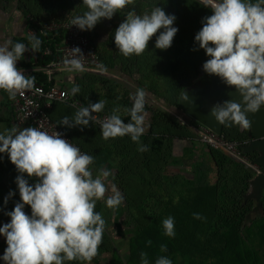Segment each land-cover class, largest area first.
Listing matches in <instances>:
<instances>
[{
    "label": "clouds",
    "instance_id": "obj_1",
    "mask_svg": "<svg viewBox=\"0 0 264 264\" xmlns=\"http://www.w3.org/2000/svg\"><path fill=\"white\" fill-rule=\"evenodd\" d=\"M87 11L72 18L71 26L81 31H90L102 19L111 20L114 14L134 5L135 0H82ZM199 4L210 9L211 14L202 17V27L194 36L198 48L208 57L202 64L203 71L218 77L223 84L235 88L241 101L224 100L211 108V115L225 127L239 126L250 129L252 122L247 113H256L264 106V0H199ZM126 18L114 32V43L124 57L140 56L148 49L155 37V48L167 50L172 46L179 31L174 25L177 17L168 14L160 6L151 11L137 14L128 11ZM27 39L33 50H39L42 41L34 34ZM11 45V48H9ZM72 49L73 57L64 59L61 71L85 72L82 50ZM24 43L13 44L11 39L0 45V90L7 92L9 99L35 87V77L25 75L17 67V61L27 51ZM80 91L78 85L71 89V95ZM147 93L137 88L130 94L133 105L125 111L131 120L125 123L113 109V114L104 120H97L93 113L103 111L105 101L90 102L81 107L72 120L63 117L58 124L67 128L87 127L89 121L101 125L103 139L130 136L139 144L146 134ZM184 101L189 97L184 94ZM178 120L183 123L182 120ZM62 133L49 134L39 127L13 125L0 132V154H6L15 166L19 200L11 210H5L9 200L16 195L12 189L4 197L0 211L10 220L0 225V235L5 237L7 247L0 256L5 264H68L79 261L91 264L99 254L103 243L106 221L95 211L96 203L105 200L108 188L105 180L113 173L101 167L94 178L91 168L94 157L82 153L79 147L68 142ZM140 145L138 151H147ZM3 156H0V160ZM34 178V183L30 179ZM124 202L123 194L113 185L112 195L105 203L110 209H117ZM30 208V213L25 207ZM200 219L198 213L193 214ZM164 234L175 236L174 218L162 221ZM149 245L151 241L147 242ZM162 252L167 251L161 245ZM141 264H149L146 252H141ZM155 264H172L166 256H160Z\"/></svg>",
    "mask_w": 264,
    "mask_h": 264
},
{
    "label": "rangeland",
    "instance_id": "obj_2",
    "mask_svg": "<svg viewBox=\"0 0 264 264\" xmlns=\"http://www.w3.org/2000/svg\"><path fill=\"white\" fill-rule=\"evenodd\" d=\"M150 1L153 3L151 5L153 8L166 0ZM8 6L9 8L20 6L27 15L33 13L51 20L63 19L71 13L81 15L87 11L82 0H0V13ZM197 9L199 10L198 6ZM199 12L202 13L199 20L210 15L205 9ZM124 14L125 9L120 10L111 20L102 19L93 30L89 31L98 45L108 73L57 74L58 84L70 92L75 85H78L80 91L76 94L83 96L86 104L103 100L106 102L103 110L113 113L109 108L117 106H114L110 102L111 99L107 97L109 84H106L105 80L116 79L121 81V85L127 83L134 88L137 85L134 78L138 76L140 78L142 72H148L149 75L156 76L154 87L157 92L147 93V96L151 101L156 100L166 108L160 107L176 120L174 122L177 123V127L186 126V128L175 131L172 127L169 129V126L164 123L162 127H155L152 130L150 125L149 129L155 135L154 140L163 136L161 144L156 145H152L151 137L143 135L140 137L139 144L132 141L130 136L105 140L102 137L101 128L90 121L87 127L68 128L80 145L94 157V163L91 166L93 177L98 175L101 167L113 173V176H109L104 181L108 188L105 200L96 203L95 211L102 214L106 227L103 243L98 250L99 254L91 261V264H141V252L147 253L149 264H155V260L160 256L168 257L172 260V264H175L168 249L167 252L160 250V246L165 243L181 250L176 252L177 255L180 254L177 264H212L214 258L210 256L209 247H207L210 236L203 225L210 213L201 219V223L193 221L187 229L183 227L187 223L178 221L176 216L190 212L193 202L202 198L204 189L217 187L219 190H231L236 187L234 194L228 195L235 196L237 199L241 196L243 204L247 205V208L243 206L248 210L246 223L260 218L264 215V186L259 192L263 206L260 210L243 197L245 181L243 176H240L242 179L238 183L235 174L237 169L240 171L248 169L254 177H258L261 172L263 173L261 165L254 159L255 156L247 154L249 159L260 167L261 171L258 172L248 163L237 160L220 149L208 146L200 140L198 134L192 131L190 124L185 122L184 115L187 113L182 108L184 94H188L194 87L205 85L210 80L216 84L221 83L216 76L208 75L203 71L202 64L208 58L205 52L198 55V63L193 65L187 62L192 56L188 50L180 47L170 53L156 49L155 37H153L148 49L142 55L124 57L114 43L115 29L125 19ZM32 57L35 58V51L32 52ZM171 58L174 59L173 62H170ZM124 68L131 72V78L123 79L119 76L120 72L125 70ZM116 74L122 79L115 77ZM128 90L129 94H132V89L128 88ZM150 100L148 99L147 102L151 103ZM68 109L73 110L57 102L50 108V114L59 122L61 119L57 118L56 114L69 111ZM119 110L121 112L117 114L121 118L127 116L125 109L121 107ZM75 111L77 112L76 109ZM72 114L75 116V112ZM182 134L186 136L182 137ZM141 144L146 145L148 150L138 151ZM8 173L18 174L16 169ZM29 182L34 183V178H31ZM113 185L124 196V202L115 210L108 208L105 203L107 197L112 195ZM14 187L17 189V185ZM16 191L18 192V189ZM221 198L226 200L225 196ZM226 205L229 206L230 202L226 201ZM169 216L174 218V237L164 234L162 221ZM148 241H151L150 245ZM260 242V235L252 241L247 238L246 233H242L241 238L235 237L230 241L227 257L229 256L231 262L264 264V241L262 244ZM256 249H258V256L255 255ZM68 264H82V262L72 261Z\"/></svg>",
    "mask_w": 264,
    "mask_h": 264
},
{
    "label": "trees",
    "instance_id": "obj_3",
    "mask_svg": "<svg viewBox=\"0 0 264 264\" xmlns=\"http://www.w3.org/2000/svg\"><path fill=\"white\" fill-rule=\"evenodd\" d=\"M151 5H153V3H151L150 0H135L134 5H129L125 8V14L123 15V17L126 16L128 11L133 10V8L135 9V12L137 14H143L145 11L150 12L152 9ZM157 6L162 7L166 13L175 14V16L177 17V19L174 22V25L178 27L179 31L174 37L172 46L168 48L166 51L172 53L181 47V49L188 50L192 55L191 58L187 60L188 63L193 65L198 63L197 62L198 55L202 54L204 50L199 49L197 51H193L192 49L194 47L198 48V44L194 41V36L197 33V31L202 27L201 20H199V16H201L202 13L199 12V10L205 9L207 12L211 14L210 9L200 5L199 0H175L174 2H169L168 0H166L164 3L158 4ZM197 6L199 10L197 9ZM30 14L31 16L37 17L41 20H49L44 17L41 18L40 16H37L33 13ZM36 37L41 38L40 35H36ZM27 41L28 40L25 38H15L12 42L13 44H15L18 42L25 43ZM43 48H44V44L41 43L39 50H37L39 59L42 56ZM53 58H54L53 55H45L42 59H40L41 60L40 62H48ZM20 60L23 61L22 58H20ZM173 61L174 59L171 58L170 62ZM124 69L126 71L121 69L122 71L120 72L121 73L120 75L124 79H128L129 77L131 78V74H130L131 72L128 71L127 68ZM34 77L36 80H39L42 83H45L47 85L50 84L48 79L42 73H37L34 75ZM154 78H156V76L149 75L148 72H142L140 78L139 76L138 78L136 77L134 78L136 79L135 82H137L136 87L143 88L146 91V93H155L157 92V90L154 87V85L156 84ZM105 81L106 84H109L108 86L109 89L107 90V97L111 99L110 102L114 106H117V107H111L109 109L111 111L117 108L120 109L121 107L125 110L130 109L133 105V101L130 98V94H129L130 91L128 90V88L132 89L131 91L133 92H136L137 89L129 86L127 83H123L124 85L123 86L120 84L121 81L116 79H106ZM56 82L57 81L54 79L51 84H55ZM72 96L78 99L79 101H81L85 106H88V104H86V102L84 101L85 99L83 96H78L77 94ZM148 99L149 97H146L145 105H147L148 109L152 110V114H153L151 120L152 130H154L155 127H162L164 123L169 126V129L172 127L175 129V131L180 130V128L181 130H184L186 128V126H181L180 128L177 127V123L175 124L174 122L175 119H173L169 114H167V112H165L164 109L160 108L158 104H155L151 100H150L151 103L147 102ZM59 103L64 104V106L67 105L69 106V108L71 107V109L73 110L68 109L69 111L59 112V114H56V117L62 119L63 117L67 116L69 117L70 120H72L74 118L72 113L73 112L76 113L75 109L76 110L78 109L69 103H63V102H59ZM119 112H121V110H119ZM100 113L108 114V115L113 114L111 112L104 110L101 111ZM52 119L56 123H58L56 118L52 117ZM121 119L124 120V122H130L131 117L127 113V116ZM60 126L67 131L69 136L76 143L80 145V142L74 137V135L68 130L66 126L63 125ZM223 130H224L223 133L229 139H236L235 137H238L236 140H247L250 138L246 133L240 131L239 126L233 125L232 127H224ZM143 136L151 137L153 139L152 145L161 144L163 140V136H159V138H156L154 140L155 135L153 131H147L146 134H144ZM185 136L186 135H183L182 137ZM242 137H247V138H242ZM80 146L84 148V146L82 145ZM88 154L90 155V153ZM237 170L238 171L235 174L236 181H238V183L241 182L242 177L240 176H243V181H245V185H244L245 191L243 192L244 193L243 197L247 198L248 202L252 203L253 205H256L257 207H259L260 210H262L263 209L262 201H261L262 197L259 196V192L262 186H264V179H259L257 177H254V174L251 173L248 169L242 171H240L239 169ZM203 191L204 192L202 194V198L195 200V202H193V207L190 210V212H184L182 216H176L177 220L182 222L183 224L187 223L183 225V227L187 229L190 228L191 223L193 221H195L196 223H201V219L204 216H206L207 213H210V216L206 218L203 225L205 227V230L210 236L207 240V247H209L210 256L214 258L212 264H243L241 261L231 262L229 256L227 257V253H229L228 251L230 250L229 243L235 237L241 238V234L246 233L247 238L251 239L252 241L256 240L257 236L260 235L261 237L260 244H262V242L264 241V215H262L258 219L250 220L249 221L250 223L249 222L246 223L248 218L247 215L248 210L246 209L247 205L243 204V201L241 200L242 199L241 196L240 197L238 196L239 199H237V197L235 196L231 197L228 195L229 193H231L230 195H233L234 194L233 191L234 192L236 191V187L232 188L231 190H219L217 187H214V188L204 189ZM223 196H225L226 200L221 198ZM194 198L196 197L194 196ZM226 201L230 202L229 206L226 205ZM243 206L246 208H244ZM194 213H198L201 218L200 219L195 218L193 215ZM164 245L167 246L168 251H170V253L169 252L168 253L173 256L174 262L175 264H177V258L180 257V254L177 255L176 252H181V250L179 248H173L174 246L171 247L168 243H165ZM255 255L258 256V249L255 250Z\"/></svg>",
    "mask_w": 264,
    "mask_h": 264
},
{
    "label": "built area",
    "instance_id": "obj_4",
    "mask_svg": "<svg viewBox=\"0 0 264 264\" xmlns=\"http://www.w3.org/2000/svg\"><path fill=\"white\" fill-rule=\"evenodd\" d=\"M75 16H77L75 13H71L63 19L41 20L28 15L31 27L29 33L35 36L40 35L45 45L40 59L45 55H53L54 58L48 62H40L41 60L36 56L31 66H18V68L23 69L25 75L28 77L42 73L50 84L47 85L35 79V87L32 90L26 91L23 95L18 94L16 99L12 100V107L17 125L39 127L49 134H53L55 131L60 132L69 140L70 144L79 147L82 153L88 154L50 115V108L56 102L69 103L77 109L87 107L81 101L74 98L71 92L58 84L56 80L57 74L68 73L60 69L63 67L64 59H71L73 57L71 48L78 46L82 50V62L88 69L85 73H108L99 48L90 36L89 31H81L76 26H71V20ZM54 79L57 82L51 84ZM93 115L100 121L110 116L100 112L93 113ZM90 122L101 127L100 123L96 121ZM191 126L196 134H198L200 140L208 146L220 149L235 159L248 163L258 172L261 171L260 167L249 159L245 151V147L251 143V139H229L224 133H219L195 120L194 125ZM89 167L91 168V165Z\"/></svg>",
    "mask_w": 264,
    "mask_h": 264
},
{
    "label": "crops",
    "instance_id": "obj_5",
    "mask_svg": "<svg viewBox=\"0 0 264 264\" xmlns=\"http://www.w3.org/2000/svg\"><path fill=\"white\" fill-rule=\"evenodd\" d=\"M11 7L12 8H9L8 6L7 9H2L3 11H1L0 13V45H3L5 41L8 39H11L12 41L15 38L27 39V37L30 35L29 30L31 27H30L28 15L26 14L25 10L20 6L19 7L11 6ZM38 39L41 40V38H38ZM24 44L27 46L28 50L21 57L23 61L21 60L17 61V67L27 66V65L31 66L33 62L35 61L34 60L35 58L33 59L32 57L33 51H35V57L36 56L38 57V51L33 50L31 48V44L29 40L25 42ZM9 48H11V45H9ZM64 74H67V73H64ZM115 77L122 79L121 77H118V75ZM56 80L58 81L57 77H56ZM134 88L137 89L138 87L135 86ZM131 93L133 94L134 92L132 91ZM149 100H150V97H149ZM152 102H155V104H158L160 105V107L164 108L163 105L157 102L156 100H153ZM145 113H146V123L151 125L153 114H152V110L147 108V105H145ZM184 116H185V122L188 125L190 124L191 129L194 130L191 126V125H194V120L189 118L188 115H184ZM14 124L17 125L15 122L14 110L12 107V100L9 99L7 92L0 90V132H3L6 128H11ZM18 126L21 128L26 127L23 125H18ZM224 127L225 126H223V128ZM149 128L147 131H150ZM239 129L241 132L246 133L248 137H250L249 139H251V143L249 144V146L253 144V140H254L255 142L254 145L250 147L249 150L247 151L248 153L247 152L246 153L255 156L254 159L261 165V169L264 174V144L263 143L260 144V139L254 136L255 130L253 128V125L251 126L250 129H247V130L241 129L240 127ZM0 156H3V159L0 160V206H3L4 197L8 194L9 190L13 189L16 192V195L9 200L5 208V210H11L14 207V203L19 200V193L16 191L17 189L14 187L16 186V183L14 182L15 180L14 176L16 175L12 173H8L14 170L15 166L10 162L6 154H0ZM4 174H7V175H4ZM26 207H25V211L30 213V208L29 207L26 208ZM9 220L10 218L4 215L2 211H0V225H2L5 222H8ZM6 247L7 245L5 242V237L0 235V256L3 255L4 249ZM0 264H5V262L2 259H0Z\"/></svg>",
    "mask_w": 264,
    "mask_h": 264
},
{
    "label": "water",
    "instance_id": "obj_6",
    "mask_svg": "<svg viewBox=\"0 0 264 264\" xmlns=\"http://www.w3.org/2000/svg\"><path fill=\"white\" fill-rule=\"evenodd\" d=\"M216 79L219 78L216 77ZM219 81L221 82L220 79ZM186 95L189 97V101H194V105H192L182 98V108L187 113L188 117L219 133H223V125H220L215 117L211 115L212 106L224 100L240 102L242 99L235 88L228 87L222 82L216 84L211 80L210 82L207 81L205 85L203 84L192 88ZM247 117L252 122L255 130L254 136L260 139V144H264V108L258 110L256 113H247ZM254 143L253 140V144L251 146H246L245 151L247 152ZM257 178L264 179V174L261 173Z\"/></svg>",
    "mask_w": 264,
    "mask_h": 264
}]
</instances>
